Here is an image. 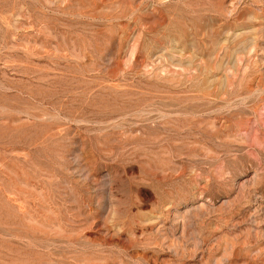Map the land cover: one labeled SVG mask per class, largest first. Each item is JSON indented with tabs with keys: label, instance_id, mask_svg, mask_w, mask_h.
<instances>
[{
	"label": "rangeland",
	"instance_id": "rangeland-1",
	"mask_svg": "<svg viewBox=\"0 0 264 264\" xmlns=\"http://www.w3.org/2000/svg\"><path fill=\"white\" fill-rule=\"evenodd\" d=\"M0 264H264V0H0Z\"/></svg>",
	"mask_w": 264,
	"mask_h": 264
},
{
	"label": "bare ground",
	"instance_id": "bare-ground-1",
	"mask_svg": "<svg viewBox=\"0 0 264 264\" xmlns=\"http://www.w3.org/2000/svg\"><path fill=\"white\" fill-rule=\"evenodd\" d=\"M91 1V0H90ZM160 6V5H159ZM227 10V9H226ZM123 12H124V10H123ZM134 12V11H133ZM118 13V12H117ZM122 13V12H121ZM116 14V13H115ZM124 14V13H123ZM132 14V13H131ZM129 15V14H128ZM117 16V15H116ZM121 16H122V14H121ZM119 18V17H118ZM230 18V17H229ZM109 19V18H108ZM135 19V18H134ZM231 24V23H230ZM121 34V33H120ZM251 117V116H250ZM241 123V122H240ZM250 130V129H249ZM262 143V142H261Z\"/></svg>",
	"mask_w": 264,
	"mask_h": 264
}]
</instances>
